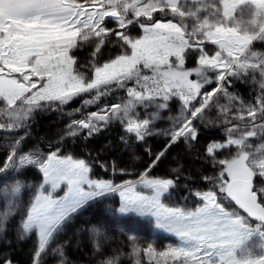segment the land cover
Wrapping results in <instances>:
<instances>
[{
  "label": "snow or ice",
  "instance_id": "1",
  "mask_svg": "<svg viewBox=\"0 0 264 264\" xmlns=\"http://www.w3.org/2000/svg\"><path fill=\"white\" fill-rule=\"evenodd\" d=\"M0 134V264H264V0H0Z\"/></svg>",
  "mask_w": 264,
  "mask_h": 264
},
{
  "label": "trees",
  "instance_id": "2",
  "mask_svg": "<svg viewBox=\"0 0 264 264\" xmlns=\"http://www.w3.org/2000/svg\"><path fill=\"white\" fill-rule=\"evenodd\" d=\"M241 91L243 92L244 89L242 88ZM78 105H73V107ZM91 110H95V107H93ZM67 118L66 116H61L60 113L53 110L46 113H39L37 114L35 118V123L33 125V133L35 136H47L50 138H56L58 136L59 126H58V117ZM68 119V118H67ZM115 132L105 131L102 132L101 135L96 137L94 140L90 141V146L94 149H101L104 147V145L109 141H113V143L116 142V136L118 133V130L114 129ZM0 141H2V138H0ZM154 147H159L160 144L154 143ZM142 151V150H141ZM177 151H182L179 148L172 149V152L167 160H165L161 165L160 168L157 169L158 172H163L167 170V167L169 164L175 166V161L171 159V156L174 155ZM184 162L185 165H192L195 166V161H193L190 157V155L185 154L184 155ZM141 230L139 227H137V231ZM9 235L11 236V231L9 232ZM6 245L3 241H0V251H3L6 249ZM29 247V244H17L15 241H13L12 248L15 249L13 252V257L16 260L20 261V264H28V255H27V248Z\"/></svg>",
  "mask_w": 264,
  "mask_h": 264
},
{
  "label": "rangeland",
  "instance_id": "3",
  "mask_svg": "<svg viewBox=\"0 0 264 264\" xmlns=\"http://www.w3.org/2000/svg\"><path fill=\"white\" fill-rule=\"evenodd\" d=\"M58 117V116H57ZM60 121H58L59 131L58 135L62 132L65 124L68 122L67 118L58 117ZM118 130V128H112L110 129L111 132H115V130ZM0 138L3 139L2 134H0ZM151 143L154 145V143L161 144V141L159 139H153ZM137 227H139L141 230L138 231L139 235L142 236L147 241L155 240L156 245L158 248L162 249L166 244L170 242H174V238L171 237L169 233L164 232L163 230L156 229L153 224L149 223L148 221L141 220ZM145 264H147V258L144 257Z\"/></svg>",
  "mask_w": 264,
  "mask_h": 264
}]
</instances>
